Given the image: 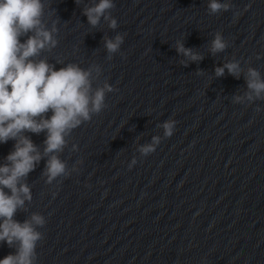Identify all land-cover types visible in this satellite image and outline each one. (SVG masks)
<instances>
[{"label":"water","instance_id":"1","mask_svg":"<svg viewBox=\"0 0 264 264\" xmlns=\"http://www.w3.org/2000/svg\"><path fill=\"white\" fill-rule=\"evenodd\" d=\"M94 2L46 8L48 27L60 18L58 44L41 56L57 69L98 64L94 86L107 79L118 90L60 154L69 168L82 160L78 171L48 184L41 160L27 177L32 201L14 219L45 217L37 264H264V100L233 103L246 90L243 74L215 75L235 58L264 76V0H231L214 15L209 0H114L115 30L103 18L88 24L82 9ZM217 31L228 47L213 55ZM117 33L127 35L109 60L104 37ZM177 40L203 59L181 64ZM170 118L174 132L164 137L157 125ZM28 135L43 151L45 134ZM154 135L160 144L141 155L137 145ZM13 145L0 144V163ZM10 252L0 243V259Z\"/></svg>","mask_w":264,"mask_h":264},{"label":"clouds","instance_id":"2","mask_svg":"<svg viewBox=\"0 0 264 264\" xmlns=\"http://www.w3.org/2000/svg\"><path fill=\"white\" fill-rule=\"evenodd\" d=\"M115 7L114 0H96L82 12L92 28L99 26L103 18L108 27L115 30L118 22L111 15ZM231 7V0H209L207 10L214 15ZM46 8L50 13H56L50 0H0V144L14 141L12 150L0 163V243L15 249L0 259V264H37L36 249L44 237L40 229L46 224L45 217L32 212L22 222L14 219L18 211H27L26 204L32 201L27 177L41 160L45 161L42 175L48 184L78 171L82 160L75 161L69 168L60 154L68 146L72 131L107 108L106 94L118 90L107 79L94 86V81L102 74L98 64L84 68L74 62L57 61L63 65L57 69L41 56L58 44L56 34L60 18L52 19L51 27H48ZM126 35L117 33L111 38L104 37L107 59L111 60L120 51ZM21 37L26 39L22 42ZM175 47L177 53L186 58L180 61L185 66L190 61L203 59L200 52L185 47L182 40H177ZM227 47L228 41L217 31L209 51L215 55ZM225 69L237 79L243 74L246 82V90L243 94H235L233 103L252 104L264 100V76L257 68L249 66L245 70L240 60L233 58L215 67V75L223 76ZM197 74L201 75L202 70ZM256 111H261L259 105ZM175 124L176 121L170 118L157 127L163 128L164 137H170ZM29 133L45 134L43 151ZM160 142L161 137L154 135L150 143L137 145V150L141 155H148ZM76 149L77 145L72 144V150ZM135 163L134 157L129 167Z\"/></svg>","mask_w":264,"mask_h":264}]
</instances>
